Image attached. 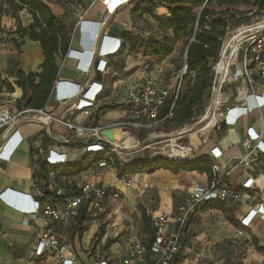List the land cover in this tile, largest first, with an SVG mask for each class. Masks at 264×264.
<instances>
[{
    "label": "built area",
    "instance_id": "1",
    "mask_svg": "<svg viewBox=\"0 0 264 264\" xmlns=\"http://www.w3.org/2000/svg\"><path fill=\"white\" fill-rule=\"evenodd\" d=\"M95 2L100 1L91 0L90 5L86 7L83 13H80L84 10L83 8L79 10L77 13L79 20L76 23V28L84 26L85 12ZM164 11L168 17V12ZM106 18L102 21V25ZM104 39L106 40L105 37ZM121 46L120 41L115 39L113 40V45L105 47L114 53L119 51ZM223 47L224 41L220 49L219 59L212 65L213 77L208 90L211 92V98L208 105L204 104L206 105L204 106L205 109L207 108L204 115L201 116L198 123L187 129L184 128L185 125L194 117L189 122L178 125V129L172 133L175 140V137H179L185 132L195 135L201 130H207L208 134L212 130H221L223 126L233 125L244 110L243 108L246 107L245 98L248 103L249 98L255 93V89L258 86H262L264 89V85L259 84L260 80H264V29L247 32L245 37L237 42L236 53L233 56H231V51L227 56L224 55ZM238 50H242V52L239 62H236L238 61ZM70 55L74 57L80 55L82 57L84 54H79L78 51H73L69 48L66 54L61 55L60 58L64 59L65 56ZM84 56V63H82L81 59L78 61L77 67L82 71H88L93 67L94 63L93 61L90 63L87 54ZM222 56L230 57L225 65L226 71L223 75L217 70V65ZM101 60L98 61L99 63L97 62L96 69L103 72L106 63L103 64ZM164 62L165 58L157 59L149 56L138 65L140 68L139 74L128 86L124 101L127 117L109 120L107 123L98 125L65 122V126L73 133L74 138L86 141L80 152H104L106 154L105 158L91 164L89 167L91 170H102L109 166L110 163L115 166V169L116 163L121 167H126L128 166L126 159H120L118 154H131V152L139 151L137 148L122 149L120 146H116L114 140L111 141L101 134L103 129L120 128L130 134H132L131 130L148 134L157 131L174 119L173 106L175 99L185 79L187 82L192 83L194 73L187 66L186 52L181 65L176 69L169 70L166 76L162 74ZM232 65L234 68L230 70ZM153 68L156 71L155 74L153 73ZM229 77L233 83L239 84V86H236L237 92L250 90L249 93H246L247 95L240 96L239 99L237 98L238 96H234V100H238L233 105H228L230 95L233 94L232 90L229 88L225 91L223 90V86ZM99 85L101 84L92 81L89 85L90 90L87 96L80 95L78 97L76 95L75 97L74 95L70 99L69 96L73 95L77 86H74V88L72 86L70 88L71 92L66 93L63 90L66 85L55 81L52 90L56 92L57 97H66L62 99L63 104L79 111L94 105L93 100L91 101L87 98H96L100 94L102 87ZM263 105L264 99L261 103L256 104L255 107L259 108ZM41 117H45L47 121L40 120ZM55 118L53 114L46 113L43 109L34 110L24 107H16L15 109H10L9 107L1 108L0 129L5 127L1 134L3 135L4 131L8 129L11 135L4 146L0 145V158L10 157L11 154L6 152L8 150L12 151L21 142V137L16 140L17 130H14L15 126L17 127L26 122H43L48 125ZM206 118H212V123L209 127L201 129ZM132 136L136 137L134 134ZM262 136L263 129L258 133L249 130L247 136L241 141L243 153L240 157H237L231 163H228L229 161L224 164L219 161L209 162L211 169L209 182L206 185L193 186L188 193V199L184 204L178 206V215L172 220L166 213L154 215L153 212L146 211L149 217L150 232H143L124 243L117 257L113 259L112 264H175L174 261L179 257L184 247V226L189 215L199 212L198 207L212 200L228 204L243 202V199H253V204L248 206V211L239 221L236 237L244 236L246 228L249 227L254 219L264 220V143ZM205 137L206 135L203 138L199 137V140L203 141ZM12 140H14V146L10 147L8 144ZM176 144L183 145L186 148V153L183 156L170 157L165 153L163 157H157L156 159L172 163L189 161L195 146L192 143L191 145ZM134 149L137 150L132 151ZM73 150L76 149L71 147L66 152L57 150L55 146L47 147L45 153L40 155L37 163L31 164L33 181L30 191L28 193L4 191L1 194L2 197L22 212L23 223L33 226L31 242L34 253L40 256L47 249H50L60 260L61 264H76L78 261L77 256L68 257L66 254L68 247L66 230L70 219H75L83 214V209L85 210L84 215L89 219L101 217L106 214L107 201H117L123 192L116 187L89 181H84L80 184L68 183L66 186L59 185L56 182L57 172L50 167L75 161L81 153H78L77 156H71L70 153ZM124 150H131V152L127 153ZM210 152L214 154L215 158L221 154L219 150H216V147L212 148ZM113 159H117L116 162ZM148 163L150 164L151 161ZM43 164L47 167L45 170L42 169ZM237 167L246 175L241 186L238 187L239 189H236L233 184L226 182V178ZM115 179L125 188L131 186L132 177H127L126 174L117 173ZM171 221L175 225L172 229H169L168 223ZM103 263L106 264V261Z\"/></svg>",
    "mask_w": 264,
    "mask_h": 264
},
{
    "label": "crops",
    "instance_id": "2",
    "mask_svg": "<svg viewBox=\"0 0 264 264\" xmlns=\"http://www.w3.org/2000/svg\"><path fill=\"white\" fill-rule=\"evenodd\" d=\"M46 3L66 26L71 27L69 26L71 16L67 6L51 2ZM130 5L131 3L127 7L122 6L101 29L102 21L105 17H108L109 12L105 15L106 8L104 5L102 6L105 9L96 7L93 4L84 16L85 21L83 24L85 27L78 26L72 29L73 35L70 49L78 51V53L83 52V50L86 52L96 50L98 46H101L104 37L106 38V40L104 39V46L113 45V40L115 39L119 40L122 44V33L124 31L132 33L134 42H137L132 48L122 45L119 51L113 53V51L103 47L102 53H99L98 56V60L102 59L101 62L103 64L106 63L103 72L97 70L94 64L88 72L82 71L77 67L78 58L72 55L65 56L64 59L60 58V56L56 58L58 67V79L56 81L66 85L63 88L66 93L71 92L70 88L72 86L73 88L77 86L76 91L73 95L69 96V99L75 94L79 97V92L82 89L86 91L92 81L101 84L99 85L102 87L100 94L96 98H87L88 100H93L94 105L76 111L73 107L69 108L68 105L63 104L62 99L66 97H57L56 92L52 90L43 111L53 114L56 117L53 121H50L48 125L43 122H26L17 127L15 126L14 130H17L16 140L18 137H21V142L12 151L8 150L6 152L7 154H11L10 157L0 158V264H61L60 260L50 249H47L40 256L34 253L31 242L33 226L31 224H24L22 212L2 197L1 194L4 191H11L12 193H28L30 191L33 181L31 164L37 163L40 155L45 153L47 147L55 146L57 150L67 152L71 148L68 145L69 142H85L83 139L74 138L73 133L65 126V122L98 125L107 123L109 120L127 117L124 101L128 86L139 74L140 68L138 65L149 57H141L140 55L139 41H136V35H138L139 31L134 28L135 26H132ZM118 13L120 17L116 16ZM5 17L11 18L9 16ZM11 28H15V22ZM21 42L19 56L14 55L11 51L0 53V73L3 69L9 68L11 71L14 69L12 71L14 74L18 67H21L26 73L39 71L40 65L44 60L39 43L30 40L27 36L21 38ZM84 57L83 55L79 58L80 60L82 59V63L85 61ZM157 65L160 66L159 64ZM261 90V87L258 86L255 90L257 94L250 97L248 103L245 98L246 107L243 108L244 110L240 113L236 123L223 126L218 131L212 130L203 141L193 142L195 150L190 155V161L205 157L208 162L219 161L224 164L229 161L228 163H231L242 155L243 148L241 141L247 136L249 130L258 133L263 129L262 138L264 143V105L256 108V104L251 103L253 99L257 103L262 102L263 99L257 96ZM21 93V90L16 86L13 92H4L6 96L11 97L14 103L21 96ZM245 93V90H242L240 95H244ZM237 98L239 99L240 96ZM237 100H234V95L231 94L228 105H233ZM106 106H112V108H107ZM3 107L6 106H0V109ZM16 107V104L15 106H11L12 109ZM251 108L253 109L250 110ZM4 128L0 129V145L2 146L8 142L11 135L8 129L2 135L1 133ZM45 137L51 142L44 143L43 138ZM8 145L13 147L14 140L9 142ZM214 147H216L217 151L221 152L216 158L210 152ZM74 149L77 151H71V155L78 154L82 148ZM56 172V182L59 185L66 186L68 183L80 184L84 181H89L116 187L123 191L121 194L123 200L125 198L132 200L130 202H133L134 205L139 204V209L141 206L149 211V208L150 212H153L154 215L166 213L171 220L178 215V206L186 202L188 193L193 186L206 185L211 178L210 172L200 173L197 170L184 169L174 172L169 169L158 168L151 173H126L127 177H132V183L129 188H125L115 179L117 172L114 165H109L99 171H93L88 168L86 171L76 175H60L58 171ZM245 178L246 175L237 167L226 178V182L233 184L234 187H240ZM120 185L123 187H119ZM152 193L158 196V203L154 208L150 206L149 195H152ZM243 200L242 205H240L241 214L237 216V227L240 219L248 211V206L253 204V199ZM217 201L212 200L209 203ZM112 202L114 201H107L106 214L96 219L83 221L81 227L84 230L79 228L78 216L75 219H70L66 230L68 243L66 254L68 257L77 256L78 261L76 264H104V261H106V264H112L113 259L117 257L124 243L141 234L140 226L142 222L140 220L142 217L140 212H137L134 216L137 219L133 222L130 212H125L122 207L115 206ZM125 204L127 203L125 202ZM229 204L232 203L226 205ZM109 206L112 207L108 209ZM131 208L133 209L134 206ZM211 209L219 211L217 208ZM198 211L201 212L200 210ZM199 212L197 213L199 214ZM256 222L257 224H255ZM252 223L256 225L254 227L256 238L259 239L260 243L264 244V220L259 218L254 219L249 227L246 228L244 236L247 237L248 232L252 230ZM168 224L171 225L169 229H172L175 225L172 221ZM184 235H186L185 227ZM225 236L230 235L221 234L218 237L223 239ZM193 237L194 239L201 240L203 239V233ZM184 238L186 237L184 236ZM189 252H192L190 260L189 258H185V255ZM207 252H209V249L205 245L198 251H193L192 246L184 245L179 255V257L183 256L182 260L181 262L177 261L175 264H186V262L197 264ZM256 254L250 252L247 258H241V260L251 262L254 256H261L262 258L264 256L263 254H259V252Z\"/></svg>",
    "mask_w": 264,
    "mask_h": 264
},
{
    "label": "trees",
    "instance_id": "3",
    "mask_svg": "<svg viewBox=\"0 0 264 264\" xmlns=\"http://www.w3.org/2000/svg\"><path fill=\"white\" fill-rule=\"evenodd\" d=\"M77 2L80 1L77 0ZM135 2L133 13L139 10L141 4L152 8L156 7L153 0H135ZM159 5L161 6L157 7L160 17L158 20L167 25L177 37L187 36L185 42L186 63L189 70L194 73V79L192 83L188 84L185 82L186 79L183 81L182 88L173 106V120L177 125H182L195 116L196 109L201 106L203 98L211 86L212 65L219 59L222 41L229 29V20L234 17H244L249 14L264 12V0H160ZM162 6L168 12V17ZM23 9H27L32 18L27 27H22L19 21L18 14ZM5 16L15 20L14 29L11 27L6 28L2 24V19ZM6 32L18 35L20 38L27 36L30 40L39 43L44 57L39 71L26 73L21 67H18L14 73L15 86L22 92L21 96L16 99L15 104L17 108L44 109L52 92L53 84L58 79L56 58L66 54L69 50L73 35L72 28L66 26L54 14L50 6L42 0H0V34ZM122 38L123 46L127 45L132 48L136 45L131 32L124 31ZM2 39L0 36V42ZM10 41L14 45L22 44L21 41L18 43L16 37H11ZM156 44V42L151 43V54L164 58L160 55L167 53L169 49H162L161 46ZM1 85L5 86L9 92L14 91L9 83H2ZM107 108H112V106ZM43 142L48 143L51 141L45 137ZM68 145L79 149L84 147L81 141L69 142ZM144 150L141 149L140 151ZM105 156L104 152H88L73 162L56 164L50 168L58 171L60 175H76L86 171L93 162L105 158ZM150 161V164L149 161L145 160L127 162L128 166L126 167H121L116 163V171L118 174H135L137 172L151 173L155 169L164 168L174 172L179 169L197 170L200 173L211 172L210 164L205 157L183 163H169L159 159ZM45 168L46 166L43 164L42 169ZM236 189L239 188L236 187ZM206 204L210 203L206 202ZM139 210L144 226L150 229L149 217L145 209L140 206ZM84 211L83 209V214L77 217L81 230H84L81 227L82 222L89 220L84 215ZM252 241L255 250L264 253V245H260L255 237ZM181 260L179 257L174 262H180Z\"/></svg>",
    "mask_w": 264,
    "mask_h": 264
},
{
    "label": "rangeland",
    "instance_id": "4",
    "mask_svg": "<svg viewBox=\"0 0 264 264\" xmlns=\"http://www.w3.org/2000/svg\"><path fill=\"white\" fill-rule=\"evenodd\" d=\"M42 1L45 3L51 2V3H57L59 5L67 6L71 16V23L69 26H71L72 29H75L76 23L79 20L77 13L79 12V10H81V8H83L84 10H82L80 13H83L86 7L90 5L91 0H79L80 2L78 3L76 0H42ZM153 1H155L156 7L152 8L151 6L141 4L139 6L140 8H138L139 10L133 13L132 10L135 7L136 2L135 0H132L130 2L131 5L129 6L130 13H132L131 21L133 23L132 26H135L134 28L139 31L138 35H136V41H139V52L141 57L153 56L159 59V57L151 54L152 52L151 43L153 42H156L157 43L156 45L161 46L162 49H169L167 53L160 55V57L165 58V62L162 65L163 68L162 74L163 76H166L169 70L176 69L181 65L184 58L185 42L187 36L177 37L172 33L171 29L167 25H164L158 20L160 17L158 14L159 11H157V7L161 6L159 5L160 0H153ZM94 5L96 7H101L105 9L100 4V2H95ZM127 5L128 4H125L123 6L127 7ZM105 10H106L105 15H107L108 12L110 11L108 9ZM164 10L166 9L164 8ZM18 15H19L20 25L22 27H27L28 24L32 21L31 15L27 11V9H23L22 11L19 12ZM117 15L118 17H120L119 13L116 14V16ZM261 19H264V12H259L258 14L254 13L251 15L249 14L244 17H234L230 19L228 22L229 29L227 30L223 41H225L229 37V35L232 32L236 31L240 26L252 25L254 23L261 21ZM14 22L15 21L11 18L8 19L7 17H3L2 19V24L6 28L13 26ZM0 36L3 38L2 41L0 42V53H8L11 51L14 53V55L19 56V53L21 51V45H14L10 41V38L16 37L18 43H20L21 38L18 35L17 36L12 35L9 34L8 32L4 34H0ZM241 52L242 50H238L237 52L238 61L236 62H239V58L241 57ZM233 68H234L233 65L230 66V70ZM13 70L14 69H12V71ZM12 71L9 68H5L0 73V93H2L0 94V106H6L9 107L10 109L11 106H15V103L12 102L10 96H6V94H4V92L7 93L9 91L5 86H2L1 84L9 83L10 85H12V87L15 90V78ZM153 73L154 74L156 73V71H154V68H153ZM185 82L187 84L189 83L187 81ZM259 84L264 85V80H260ZM237 85L239 86V84L233 83L231 78L229 77L227 79V82H225L223 86L224 87L223 90L225 91L227 88H229L230 90H232L234 96H243L240 95V93L238 94V92H241L242 90L237 92L236 90ZM260 87L261 89H263L262 86ZM249 92L250 90L246 91V93ZM210 98H211V92L207 91L203 98L201 106L198 109H196L197 113L195 114L194 118L189 123H187V125H185L184 128L187 129L198 123L199 119L201 118L202 115H204L207 109V108L205 109L204 106L209 104ZM177 126L178 125L174 122V120H171L168 123H166L164 126H162L160 129L152 133L143 134L139 131L131 130L132 134H134L136 136L135 138L139 141V144L136 147L139 151L132 153L131 150H124L127 153L131 152V154H118V157L122 160L126 159L127 162H135L138 160L150 161L156 159L157 157H163L165 153H163L162 150L166 151L171 149V145L169 146L170 143L171 144L183 143V144L191 145V143L193 142L201 141V139L199 140V137L203 138L205 135H207V130H201L199 133L195 135H190L189 132H185L181 134L179 137H175L176 138L175 140L174 137L172 136L173 135L172 133H174L175 130L178 129ZM144 145L148 146V148H146L144 151H140L141 149L140 147H143ZM136 150L134 149L132 151H136ZM80 153L81 154H79L78 158L84 154L83 152ZM190 157H189V161L187 162H190ZM116 160L113 159L114 162H116ZM110 165L113 166L112 163H110ZM149 196H150V206L154 208L158 203V196H156L154 193H152V195ZM130 201L132 200H129L128 198H125L123 200V196H122L121 199H119L118 201H114L112 203L115 204V206L122 207V209L125 212H130L131 220L135 222L137 218H135L134 216L137 214V212H140L139 204L134 205L133 202ZM125 202L127 204H125ZM248 202L250 203V201ZM240 205H242V202L226 205L221 201H217L206 205L202 204L200 207H198V210L201 211L199 212V214L191 213V215H189L188 217L189 219L186 221L184 226L187 235V236L185 235L186 238H184L183 240L184 245L192 246L193 251H198L199 249H202L204 245L209 249V252H207V254H205L202 260H199L197 264H264V256L263 258L261 256H254L251 262H249L248 260L246 261L241 260V258H247L250 252L256 254L257 251L255 250L252 241L253 237L256 238L255 230H254V227H256V225L252 223L253 224L252 230L248 232L247 237L235 236L237 229L236 221L238 220L237 216L241 214ZM133 206L134 208L132 209L131 207ZM111 207L112 206H109L108 209H110ZM211 208H217L219 211ZM148 210L149 212L151 211L149 208ZM145 211L147 210L145 209ZM140 221L142 222V225L140 226V232L141 233L150 232V229L144 226V222L142 218ZM255 224H257V222ZM170 226L171 225L168 224V228ZM200 233L201 234L203 233V239L201 240L194 239L193 236H197ZM221 234L230 235V236L227 237L225 236V238L221 239L218 237ZM256 239L259 241L258 238ZM259 244L264 245L260 243V241ZM191 254L192 252H189L187 255H185L186 256L185 258H189L190 260ZM259 254L264 255V253H260V252ZM182 257L183 256L181 255L180 259H182ZM189 263L191 264V262L188 263L186 262V264Z\"/></svg>",
    "mask_w": 264,
    "mask_h": 264
},
{
    "label": "bare ground",
    "instance_id": "5",
    "mask_svg": "<svg viewBox=\"0 0 264 264\" xmlns=\"http://www.w3.org/2000/svg\"><path fill=\"white\" fill-rule=\"evenodd\" d=\"M102 5L105 6L106 9H108L110 12L117 9L119 5H122L123 3L127 2L128 0H99ZM264 28V19H261V21L254 23L252 25L248 26H240L236 31L232 32L229 37L224 41V48H230L232 55H235L236 49H237V42L241 40L243 37H245L246 33L249 31H255ZM230 57H224L222 56L221 60L219 61L217 65V70L221 75H223L226 71V63H228ZM246 94V93H245ZM244 94V95H245ZM257 93H254L251 95V97L255 96ZM247 95V94H246ZM259 98L264 99V89L260 91L257 95ZM252 104H258L254 99ZM40 120L47 121L45 117H41ZM212 123V118H206L204 123L201 126V129H205L209 127ZM114 142L116 146H120L122 149H133L138 146V141L135 137L132 136L129 132L126 130L116 128L115 129V138ZM171 144V143H170ZM169 144V146H170ZM148 146H143L141 149H146ZM140 149V150H141ZM163 153H167L170 157H180L183 156L186 153V148L183 145L178 144H171V149L169 150H162ZM80 153V151H79ZM75 154V153H74ZM71 155V156H76ZM133 185V184H132ZM123 187V186H119Z\"/></svg>",
    "mask_w": 264,
    "mask_h": 264
},
{
    "label": "water",
    "instance_id": "6",
    "mask_svg": "<svg viewBox=\"0 0 264 264\" xmlns=\"http://www.w3.org/2000/svg\"><path fill=\"white\" fill-rule=\"evenodd\" d=\"M131 1H128L127 3H123L122 5H119V7L117 8V9H115V10H113V11H111V12H109V14H108V17L106 18V20H105V22L103 23V25H102V28H103V26L105 25V23H107L110 19H111V17L123 6V5H125V4H129ZM101 28V29H102ZM100 48V46H98L97 48H96V50H98ZM223 51H224V55H228L229 53H230V48H224L223 49ZM101 134L102 135H104V136H106L109 140H111V141H113L114 140V138H115V129L114 128H106V129H103L102 131H101ZM86 142V141H85ZM85 142L83 143V144H85ZM169 163H172V162H170L169 161ZM177 163H181V162H177Z\"/></svg>",
    "mask_w": 264,
    "mask_h": 264
},
{
    "label": "clouds",
    "instance_id": "7",
    "mask_svg": "<svg viewBox=\"0 0 264 264\" xmlns=\"http://www.w3.org/2000/svg\"><path fill=\"white\" fill-rule=\"evenodd\" d=\"M102 28V27H101ZM103 47L104 46V38L102 39V43H101V46L98 50H94V51H89V52H86L85 50H83V52H79V54H84V55H88V60L90 61V63L93 61L94 65H98L96 64L99 60H98V56H99V53H102L103 51ZM97 52V53H96ZM78 61H80L79 58H81V56L79 55L78 57ZM99 63V62H98ZM98 70V69H97ZM88 72V71H87ZM89 90L90 88H88L86 91H83V89L79 92V95H82V96H87L88 93H89ZM78 94V93H77ZM76 95V94H75ZM86 98V97H84Z\"/></svg>",
    "mask_w": 264,
    "mask_h": 264
}]
</instances>
